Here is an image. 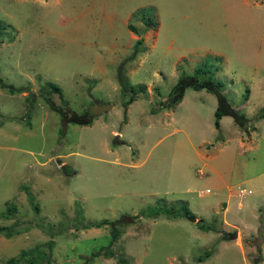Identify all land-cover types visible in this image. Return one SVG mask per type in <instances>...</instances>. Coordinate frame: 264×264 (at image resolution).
I'll return each instance as SVG.
<instances>
[{"label": "rangeland", "instance_id": "obj_1", "mask_svg": "<svg viewBox=\"0 0 264 264\" xmlns=\"http://www.w3.org/2000/svg\"><path fill=\"white\" fill-rule=\"evenodd\" d=\"M204 59L247 134L230 116L213 127V93L173 101ZM119 79L136 90L126 106ZM0 80L20 89L0 87V264L48 240L47 264H264V240L248 244L264 209V0H0ZM48 82L66 111L112 106L64 121ZM157 202L193 217L139 215Z\"/></svg>", "mask_w": 264, "mask_h": 264}, {"label": "trees", "instance_id": "obj_2", "mask_svg": "<svg viewBox=\"0 0 264 264\" xmlns=\"http://www.w3.org/2000/svg\"><path fill=\"white\" fill-rule=\"evenodd\" d=\"M149 24V22L147 23ZM129 28V27H128ZM130 30H133L132 27L129 28ZM140 41H137L136 44H138ZM137 52L136 46L132 54H135ZM129 58H132L130 55ZM213 73L210 69V64L207 60L200 61V64L196 66L192 73L190 75H182L178 81L176 82V85L172 88L170 94H174L172 97H174L173 101L179 102L183 92L186 88H191L194 90L204 89L210 93H213L216 97V107L213 111V127L219 131V119L222 116H230L233 120V122L238 126L239 129L244 131L245 134L248 133L246 125L248 124V120L246 117H244L243 114L238 113L234 111L233 109L229 108L227 106V103L225 101V98L221 93L217 91V89L221 86L220 81H214L212 79ZM119 83L122 82L120 79L118 80ZM214 81V82H213ZM120 87L123 90L122 99L127 96V99L122 101V104L126 106L131 101L135 99L134 94L136 93V90L133 86L127 87L125 83H120ZM0 87L6 89L9 93L19 92L20 89L14 88L9 84H4L0 80ZM138 87L141 90H144L143 85H138ZM25 90L27 87H23ZM40 95L43 96V101L52 109L57 111L61 118L64 121L73 122L75 124L79 125H86L90 124L92 115H87L86 112L84 114H76L75 112L66 111L64 109L63 104L61 105H55V103L51 100V96L55 94L58 99H60V102H62V93L59 86H57L54 83L48 82L41 86L40 88ZM246 97V95H244ZM63 103V102H62ZM68 116V117H67ZM264 118V106L261 110H259V113L255 115L254 120L263 119ZM28 200L30 203H32V208L34 212H38V206L36 203H33V198L31 195H28ZM8 213H11L12 210H14V207L7 206L6 208ZM139 215H144L145 217L149 218H155L159 215H163L165 218H175L177 216H182L187 219H191L193 217V214L187 209L185 205H179L178 207L173 206H166L161 203H155L150 206H146L139 210ZM212 220L215 221V217H212ZM100 224V223H99ZM99 224L94 225V227H98ZM198 229L201 231H216V227L212 223H206L204 219L201 220V223L197 225ZM0 233L3 234V236L10 237L11 236V230L10 227L1 226L0 227ZM229 233L224 232L223 237H227ZM117 239V233L112 229L110 231V242H114ZM53 242L51 240H48L46 243L45 248L41 245L34 246L31 249L20 251L17 257H10L6 260L4 264H19L20 262H26L27 264H47L48 262V253H50L51 246ZM103 251L102 253H100ZM100 254L109 257L111 256V251L109 248L104 247L102 250H96L91 253L93 257H97ZM211 255L210 250H205L202 255H199L196 257V260L198 262L202 261L204 258H207ZM119 261H123L122 259H119Z\"/></svg>", "mask_w": 264, "mask_h": 264}, {"label": "water", "instance_id": "obj_3", "mask_svg": "<svg viewBox=\"0 0 264 264\" xmlns=\"http://www.w3.org/2000/svg\"><path fill=\"white\" fill-rule=\"evenodd\" d=\"M111 108V104L106 103H93L86 111L87 115H98L104 111H107ZM132 219V216L123 215L120 217V222H129ZM264 209L260 211L258 216V225L255 231V237L251 241H248L249 245L255 246L256 250H258L260 244L264 240Z\"/></svg>", "mask_w": 264, "mask_h": 264}, {"label": "crops", "instance_id": "obj_4", "mask_svg": "<svg viewBox=\"0 0 264 264\" xmlns=\"http://www.w3.org/2000/svg\"><path fill=\"white\" fill-rule=\"evenodd\" d=\"M112 106V105H111ZM99 115V114H98ZM94 116H96V115H94ZM221 119V118H220ZM220 119H219V122H220ZM92 121V120H91ZM250 135V134H249ZM253 136H254V132L252 131V133H251V135L250 136H248V140L249 139H251V138H253ZM243 141H244V139H242ZM247 141V140H246ZM228 190V189H227ZM241 190V192H240V194H239V196H241V195H244L245 193H244V191H243V188H239V190L238 191H240ZM228 196V195H227ZM232 195H230V197H231ZM229 197V196H228ZM264 229V228H263Z\"/></svg>", "mask_w": 264, "mask_h": 264}, {"label": "clouds", "instance_id": "obj_5", "mask_svg": "<svg viewBox=\"0 0 264 264\" xmlns=\"http://www.w3.org/2000/svg\"><path fill=\"white\" fill-rule=\"evenodd\" d=\"M89 108V107H88Z\"/></svg>", "mask_w": 264, "mask_h": 264}]
</instances>
